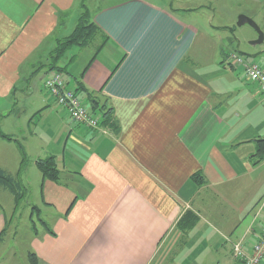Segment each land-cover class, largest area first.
Masks as SVG:
<instances>
[{
	"label": "crops",
	"instance_id": "obj_1",
	"mask_svg": "<svg viewBox=\"0 0 264 264\" xmlns=\"http://www.w3.org/2000/svg\"><path fill=\"white\" fill-rule=\"evenodd\" d=\"M99 1L0 0V117L15 116L20 94L41 98L30 128L9 125L11 139L0 136L9 154L0 168L22 181L24 169L53 155L66 171L65 180L41 175L34 206L40 217L50 209V221L31 229L23 253L39 264H204L203 252L212 255L207 264H241L232 243L252 242L264 227V96L227 63L238 50L221 47L226 25L209 17L196 24L203 5L194 1ZM83 11L93 39L55 57ZM53 66L64 68L89 111L87 93L109 110V121L92 112L106 133L72 121L41 92ZM36 117L50 119L46 138ZM187 210L196 221L184 231L176 224ZM9 223L0 206V233ZM193 240L190 261L183 253Z\"/></svg>",
	"mask_w": 264,
	"mask_h": 264
},
{
	"label": "rangeland",
	"instance_id": "obj_2",
	"mask_svg": "<svg viewBox=\"0 0 264 264\" xmlns=\"http://www.w3.org/2000/svg\"><path fill=\"white\" fill-rule=\"evenodd\" d=\"M108 1H113V0H100L99 4L103 5ZM192 1L203 5V7L200 9V13L197 12V17L195 18L196 24L200 26L201 20L202 21L203 19L206 20L205 17H209L211 18V20L207 21V24L208 22H211V24L214 26L221 24L226 25L222 32H217L223 37L221 42V47L223 48V50H225V52L230 48L237 49L238 51L235 52L239 53L240 51L246 54L245 56H247L252 60H255L259 64L261 62L262 65V61H264V59L260 57V54L262 52L259 51L262 49L264 50V40L260 44H256V45L250 44V41L257 38V32L253 27H251L247 23L238 26L236 22L240 14H245L248 17L252 18L260 29H264V22L262 18V16H264V2L257 3L251 0H177V2H174V5L175 7H177V5H180V3L187 4V3H191ZM200 16L203 17L201 18ZM185 20H187V18ZM94 47H95L94 44L89 46L88 50L90 51L88 52L90 53L91 51L93 52L95 49ZM71 48H73L72 50H76V46L70 47V49ZM70 49H68V52H66L65 57H68L71 54L72 50ZM59 65H62V62H60ZM64 79L68 81V85L71 87L73 79L71 81V79L67 77V75L65 74H64ZM41 92L43 94H45V92L48 93L47 89L42 87H41ZM36 94L37 92H34L33 95L31 96L25 95L24 97L20 94V100L23 101L24 104L18 107L17 113L15 114L14 117L8 114L5 116V110H2L3 117H0V131L2 133L5 134V131H9L7 128V126L9 125L10 126L13 125L15 128H17L18 125H23L25 126V129L31 127L32 124H29L31 114L36 109L35 107L39 105L41 101V98ZM77 95L83 101L84 96L82 94L81 95L77 94ZM83 102L87 106H89L86 100H84ZM97 115H99L98 112L96 113V116ZM9 118H11L10 120H14V121H9ZM40 119L36 117L34 118L33 121L37 122L38 120H40V124L42 125V129L40 132H42L41 133L42 137L46 138L49 135V132L46 133L45 131H46V127L49 126L50 119L46 117H41ZM13 122H15L16 125H14ZM54 127L55 126L52 124L51 131L54 132L57 131L58 135H60L59 134L61 132L60 128L58 130H54ZM3 140L5 141V139ZM32 150L35 149L32 148ZM35 153L36 152H34V155ZM8 155L9 154H7L5 151V144L3 146H0V167L5 168V160H8ZM39 155L40 157L44 156L43 152L40 153ZM27 158H28L27 165L25 168H27L32 163L31 155H28ZM56 163H57V167L61 169L60 177L65 180L66 171L63 170V166H62L63 164H61L62 162L60 158H57ZM21 178L23 184L27 188V198H24L22 202L17 205V207H15L16 205H14V201H13L14 199L12 194L3 187H0V206L4 214H6L7 218L10 220L7 230L2 235V240L0 241V264H5V263L29 264L25 254L23 253V250H26V246H27L26 238L30 236V232L32 228V222L30 219L31 207L32 205H40L39 183L41 179V174L40 171L37 169V167L32 166L30 170L24 169ZM49 210L50 209H48V211L47 210L45 211V209H43V212L41 214V218L43 220H47V222L50 221V218L48 219L47 216L49 215L48 213L50 212ZM12 211H15L14 215H11ZM11 216H13L12 219H10ZM32 218L37 228L41 227L39 221L37 220L36 214L33 213ZM193 242L194 240L183 253V255H185L187 259L190 261L191 260L193 261L195 259V256L198 255V253H196L197 251H195L194 247L192 246ZM211 256H212L211 254L203 252V258H207V260L204 259L201 260V262L207 264L208 259H210ZM165 264H169V261L167 260Z\"/></svg>",
	"mask_w": 264,
	"mask_h": 264
},
{
	"label": "trees",
	"instance_id": "obj_3",
	"mask_svg": "<svg viewBox=\"0 0 264 264\" xmlns=\"http://www.w3.org/2000/svg\"><path fill=\"white\" fill-rule=\"evenodd\" d=\"M96 30L94 23H92L87 15L86 11H83L80 15L75 28L73 32L65 37L64 39L59 41V45L56 49V55L55 57H60L61 53L68 49V47L72 45L76 46H85L93 39V36L95 35ZM229 65L233 66L231 63L227 62ZM51 69H55L56 72H61L64 70V68H60L59 66H53ZM77 90H75L76 93H78ZM87 97V100L90 102V106L92 107V112H96V110L101 112L102 118L105 119V121H109V110L106 109L104 111V105L100 106L99 98L95 94H89L85 96ZM105 117V118H104ZM0 136L11 139L8 135H5L0 131ZM259 143V149L257 151V156H259V160H262V155L264 153V140H258ZM36 167L41 172L42 179L43 180H51L56 181L58 178H60V170L57 168V164L55 161V158L53 155H49L43 158H38L36 161ZM191 178L197 183L201 184L203 183V176L201 174L195 173L191 176ZM0 187H3L7 191H9L14 199V205L17 207L18 204L22 202L24 198L27 196V188L23 184V182L19 179V177L14 176L6 172L5 170L0 168ZM36 214L37 220L39 221L40 226L47 228L46 222L40 217V209L37 206L31 207V222H32V231L34 233L37 232V226L35 225V222L33 221L32 215ZM196 221V216L193 212L190 210L185 211V213L181 216L179 221L176 224V227L180 230H189L193 227L194 223ZM4 234V230L0 233V241L2 240V235ZM27 259L29 264H39L38 257L34 252H29L27 254Z\"/></svg>",
	"mask_w": 264,
	"mask_h": 264
},
{
	"label": "built area",
	"instance_id": "obj_4",
	"mask_svg": "<svg viewBox=\"0 0 264 264\" xmlns=\"http://www.w3.org/2000/svg\"><path fill=\"white\" fill-rule=\"evenodd\" d=\"M227 62L241 68L244 77L250 82L256 83L264 96V68L261 64L238 52L231 53L227 58ZM44 86L56 103L67 110L72 121L99 130L102 133L107 132V129L101 126L96 115L89 111L86 104L79 98L78 93L67 87L59 72L46 77ZM262 159L264 162V153ZM232 255L241 264H261L264 257V227L254 234L252 242H245L243 239L233 242Z\"/></svg>",
	"mask_w": 264,
	"mask_h": 264
},
{
	"label": "water",
	"instance_id": "obj_5",
	"mask_svg": "<svg viewBox=\"0 0 264 264\" xmlns=\"http://www.w3.org/2000/svg\"><path fill=\"white\" fill-rule=\"evenodd\" d=\"M245 23L249 24L257 32V38L252 40V41H250V44L256 45V44L262 43V41H263V31L259 28V26L255 23V21L252 18L248 17L245 14H240L238 16V18H237L236 24L238 26H241V25H243Z\"/></svg>",
	"mask_w": 264,
	"mask_h": 264
}]
</instances>
